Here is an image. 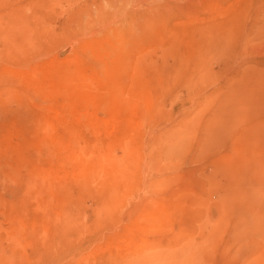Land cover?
<instances>
[{"label": "rangeland", "instance_id": "1", "mask_svg": "<svg viewBox=\"0 0 264 264\" xmlns=\"http://www.w3.org/2000/svg\"><path fill=\"white\" fill-rule=\"evenodd\" d=\"M0 148L13 264H264V0H0Z\"/></svg>", "mask_w": 264, "mask_h": 264}, {"label": "bare ground", "instance_id": "2", "mask_svg": "<svg viewBox=\"0 0 264 264\" xmlns=\"http://www.w3.org/2000/svg\"><path fill=\"white\" fill-rule=\"evenodd\" d=\"M9 70V69H8ZM139 71V70H138ZM138 71H137V73H138ZM8 72V71H7ZM9 73V72H8ZM14 73V72H13ZM136 73V74H137ZM10 74V73H9ZM14 76H15V74H14ZM21 76V75H20ZM25 76V75H24ZM13 77V76H12ZM11 77V78H12ZM13 79V78H12ZM63 81V80H62ZM17 84V83H16ZM141 108V107H140ZM134 110V109H133ZM75 111V110H74ZM77 111V110H76ZM85 116V115H84ZM84 118V117H83ZM92 118V117H91ZM94 119H97V118H94ZM93 119V120H94ZM96 121V120H95ZM101 122V121H100ZM96 123V122H95ZM98 124V123H97ZM103 127V126H102ZM14 129H15V127H14ZM42 129V128H41ZM50 129V128H49ZM42 131V130H41ZM98 132V131H97ZM96 133V132H95ZM10 135V134H9ZM12 135V134H11ZM42 135V134H41ZM11 137V136H10ZM8 138V137H7ZM6 139V138H5ZM72 145V144H71ZM3 147V146H2ZM74 147V146H73ZM13 148V147H12ZM11 148V151L9 150V152H11L12 154L10 155L11 156V160H13V162H14V160L15 159H13L15 156V151H16V149L14 150V148L12 149ZM72 148V147H71ZM3 150L5 151V149L3 148H0V155H1V153L2 154H4L3 153ZM18 151V150H17ZM72 151V150H71ZM19 152V151H18ZM75 152V151H74ZM6 153H7V150H6ZM50 153V152H49ZM68 153H69V151H68ZM17 155H19L18 153H16ZM70 154V153H69ZM74 154V153H73ZM72 154V155H73ZM8 156H9V154H7ZM16 155V156H17ZM76 155H77V152H76ZM2 156V155H1ZM18 157V156H17ZM74 157V156H73ZM77 157H78V155H77ZM77 157H76V159H77ZM16 158V157H15ZM9 159V158H8ZM75 159V160H76ZM80 159V158H79ZM51 160V159H50ZM74 159H72V161H75ZM80 161H82L81 159H80ZM1 162V161H0ZM11 162V161H10ZM9 162V163H10ZM12 162V163H13ZM62 162V161H61ZM76 162H77V160H76ZM85 162V161H84ZM84 162H83V164H84ZM81 163V162H80ZM79 163V164H80ZM1 164V163H0ZM15 164V163H14ZM15 170V169H14ZM53 170V169H52ZM55 170H56V168H55ZM20 171V170H19ZM35 171L37 172V171H39V170H37L36 168H34L33 167V169L31 170V171H29V174L31 175V174H33V173H35ZM31 172V173H30ZM56 172V171H55ZM40 173H41V175L43 176V173L44 174H49V172H45V171H43V170H40ZM40 173H38V174H40ZM36 174V173H35ZM52 174H54V173H52ZM71 174V173H70ZM40 175V176H41ZM55 176H56V173L54 174ZM54 175H53V177L52 178H56V177H54ZM35 176V175H34ZM45 176H48V175H45ZM44 176V177H45ZM33 178H35V177H33ZM46 178V177H45ZM47 178H49V177H47ZM29 179H31L30 177H29ZM41 179V178H40ZM45 180H47V179H45ZM51 180V179H50ZM41 181H42V179H41ZM33 182V181H32ZM50 183V182H49ZM48 184V183H47ZM34 186V185H33ZM46 189V188H45ZM46 190H48V189H46ZM48 192V191H47ZM48 198V197H47ZM37 200V199H36ZM34 201V200H33ZM36 203V202H35ZM2 204V203H1ZM0 204V208L2 209L3 207H1L2 205ZM42 204H44V203H42ZM41 204V205H42ZM47 205V204H46ZM47 208V207H46ZM3 210H1L0 211V233L2 232V231H5L6 233H7V238H8V240H10L13 244H11V245H9V246H11V248H9L8 247V251H6V252H3L4 253V255H3V257H1L0 256V264H13L14 262H10V261H12V260H16V258H18V254L19 253H17V249H20V244H21V242H23L24 243V241L26 242V234L27 233H29V232H26V234H25V229L23 228V227H20L19 229H16V227H15V222H12V220H10V216H5L6 214H4L3 212H2ZM1 212H2V214L4 215H2L1 214ZM55 214V213H54ZM56 216V215H55ZM6 217H9V224H6V225H4L3 223H2V220H4ZM5 221V220H4ZM14 221H15V218H14ZM159 223L161 222V221H158ZM2 236V235H1ZM27 236H29V235H27ZM116 239V238H115ZM0 240H3V239H1V237H0ZM17 241V242H16ZM119 241V240H118ZM3 242H4V240H3ZM2 242V243H3ZM121 242V241H120ZM10 243V242H9ZM127 243V242H126ZM0 244H1V242H0ZM7 244V243H6ZM13 245V246H12ZM123 245V244H122ZM1 246V245H0ZM3 246H5V244H3ZM139 246V245H138ZM23 247V249H21V251L22 250H24L25 248H24V246H22ZM21 247V248H22ZM27 248V247H26ZM7 250V249H6ZM136 250V249H135ZM25 252V251H24ZM133 253V252H132ZM15 255V254H17L16 256H15V259H14V257H13V255ZM10 256H12L13 257V259L10 257ZM11 259V260H10ZM16 263V262H15Z\"/></svg>", "mask_w": 264, "mask_h": 264}]
</instances>
